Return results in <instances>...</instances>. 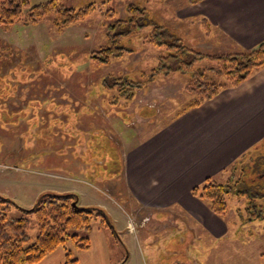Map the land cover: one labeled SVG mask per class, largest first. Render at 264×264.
<instances>
[{"label":"rangeland","instance_id":"rangeland-1","mask_svg":"<svg viewBox=\"0 0 264 264\" xmlns=\"http://www.w3.org/2000/svg\"><path fill=\"white\" fill-rule=\"evenodd\" d=\"M45 1L29 0V3ZM60 1L75 9L89 3L96 8L83 20L62 29L54 26L52 14L35 24L17 22L9 27L0 24V195L22 208H30L44 192H59L58 185L76 186L80 203L103 207L109 215L113 226L103 229L116 264H247L237 257L241 248L238 243L221 247L212 241L211 235L205 236L194 226H198V221H190L191 224L169 210L159 214L140 208L137 211L132 204L126 207L112 185L121 182L116 169L117 149L121 148L123 138L145 128L156 129L195 97L183 90L186 75L177 71L155 79V82L175 80V87L153 88L145 96L141 90H147L146 86L153 83L146 84V88L129 99L110 87L113 77L140 79L141 72L157 67L159 55L167 54L164 48L143 41L152 25L158 23L170 31L177 27L182 35L178 37L204 54L232 51L222 50L215 40L207 39L209 32L201 22V25L173 26L175 6L185 0ZM130 3L144 8L142 22L148 25L120 40L125 49L119 57L108 63H96L90 51L107 43L109 24L129 19L126 6ZM202 64L211 65L207 60ZM258 155L256 152L252 156ZM246 161L236 164V171L242 165L244 168ZM58 173L66 175L65 178L55 175ZM217 180L226 179L217 177ZM246 204L245 197L230 195L227 213L238 208L244 211ZM234 214L237 216L236 210ZM8 215L28 217V234L34 239L37 224L33 215L25 214L13 204ZM189 224L195 227L192 232ZM251 224V232L255 233L246 231L243 235L245 240L250 236L251 244L253 240L257 254L264 251V218ZM249 262L264 264V257L258 254L255 262L253 259Z\"/></svg>","mask_w":264,"mask_h":264},{"label":"crops","instance_id":"crops-1","mask_svg":"<svg viewBox=\"0 0 264 264\" xmlns=\"http://www.w3.org/2000/svg\"><path fill=\"white\" fill-rule=\"evenodd\" d=\"M175 7L174 27L201 25L200 22L205 19L210 27L205 37L215 40L222 50H248L264 39V0H201L195 4H188L185 0ZM174 29L176 35L182 36L177 27ZM183 33L189 36V32ZM198 34L202 39V34ZM174 81H150L147 84L154 85L146 86L147 90L143 86L137 91L143 89L141 91H145V96L153 88L173 87ZM136 114L140 116L141 113ZM256 152L259 155L253 157ZM260 155L264 157V67L240 84L223 89L200 105L175 114L156 129L150 131L145 128L136 131L130 138H123L121 148L117 149L116 169L121 182L112 185L116 186L114 193L126 202V207L132 204L137 211L141 209L159 214L169 210L186 221H198V226H194L205 236L211 235L212 241L221 247L238 243L241 248L237 253L240 255L236 256L249 264L251 259L255 262L263 250L255 254L253 240L251 244L250 236L244 239L243 234L246 231L250 234L253 226L251 222L245 223L243 209H235L237 216L233 209L224 216H217L191 190L208 177L227 180L232 174L230 168L234 166L236 170V164L245 159L249 163L256 159L255 167ZM262 162L261 159L260 164ZM55 175L60 178L66 176L62 173ZM58 187L57 193L76 192L80 205L92 206L80 203V191L76 186L65 184ZM191 224L189 230L192 232L195 227ZM90 242L91 246L86 251L73 250L77 264L118 262L110 255L103 227L95 224ZM64 255V248H57L36 264H63Z\"/></svg>","mask_w":264,"mask_h":264},{"label":"trees","instance_id":"trees-1","mask_svg":"<svg viewBox=\"0 0 264 264\" xmlns=\"http://www.w3.org/2000/svg\"><path fill=\"white\" fill-rule=\"evenodd\" d=\"M200 1L187 0V3L195 4ZM95 8L93 3H89L75 9L60 0H46L36 5H30L29 0H0V24L4 27L17 22L35 24L52 14L54 26L62 29L83 20ZM126 9L129 19L109 24L106 29L107 43L90 51L89 55L96 63H108L119 57L125 49L120 45V40L135 35L139 27L148 25L142 22L144 8L130 3ZM109 16L113 15L109 13ZM201 23L208 33V22L202 19ZM117 29L121 30L116 31ZM143 38L145 43L164 48L167 54L159 55L157 67L141 72L140 79L113 77L110 87L116 89L123 98L129 99L157 76H168L177 71L186 75L183 90L195 97L185 103L176 115L200 105L223 89L240 84L264 67V39L248 50L210 55L191 48L168 27L158 23L153 24ZM204 60L211 65H203ZM261 157L263 155L257 159L256 166L259 167L253 166L256 159L250 163L246 161L242 169L236 171L233 167L232 174L225 181L206 178L192 188V194L205 202L217 216L227 213L228 196H243L247 200L243 216L245 223L263 219L264 160L260 164ZM0 204V264H35L57 248H64L63 264H76L77 258L73 255V250L84 251L90 248L93 226H113L102 207L80 205L75 193L45 192L30 208H22L12 199L0 195ZM11 204L35 217L37 234L33 240L28 234L29 218H13L8 215ZM261 255L264 257V251Z\"/></svg>","mask_w":264,"mask_h":264}]
</instances>
